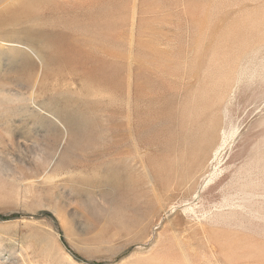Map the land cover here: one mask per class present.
Here are the masks:
<instances>
[{"label": "rangeland", "instance_id": "rangeland-1", "mask_svg": "<svg viewBox=\"0 0 264 264\" xmlns=\"http://www.w3.org/2000/svg\"><path fill=\"white\" fill-rule=\"evenodd\" d=\"M0 264H264V0H0Z\"/></svg>", "mask_w": 264, "mask_h": 264}, {"label": "bare ground", "instance_id": "bare-ground-1", "mask_svg": "<svg viewBox=\"0 0 264 264\" xmlns=\"http://www.w3.org/2000/svg\"><path fill=\"white\" fill-rule=\"evenodd\" d=\"M38 3V2H37ZM16 46L18 47H25L21 44H16ZM176 84V83H175ZM179 102V101H178ZM130 103V102H129ZM179 114V113H178ZM181 114H184L183 117H181L180 115H177V121L175 123V132H176V137L175 138H178V140H182V142H184V144H190L191 142H195L196 141V137L198 136H193L192 134L189 135V133L191 132V129H189L195 122H199L198 120L201 119V116H203V118L201 119L202 120V132H201V137H199V139H201V143L202 144H205L206 145V152L205 154L200 158V159H196L195 163H197V166L193 169V172H192V175H194V177L196 175H199V176H206L207 177V182H211V181H214V179H216L222 172H223V169H219L217 167H215L217 164H219V157L220 155L222 154L223 150H224V146L225 144L227 145V139L224 138L222 139L221 141L218 140L216 138V133L215 131H217L216 129V123L214 121V118H208V116L204 113H201V115H196V116H193L192 113L190 111H188L187 109H182L181 111ZM166 117V116H165ZM159 118H162V117H159ZM186 118V119H185ZM197 120V121H196ZM144 122V121H143ZM123 125V124H122ZM152 127V126H151ZM198 129V128H197ZM172 130V129H171ZM110 131H111V134L113 136V138L115 136H120L118 139L119 140H114L113 138V141L114 143H111L109 144V147L106 148V149H109V153L112 154V153H116L118 151L121 152V150L123 151L125 146H126V140H128V135L126 133V130L125 129H118V126H117V121L115 119H112L111 120V123H110ZM196 131V130H195ZM141 132V131H140ZM236 131H234V134H235ZM131 133V132H130ZM110 134V135H111ZM138 134V133H137ZM143 134V133H142ZM145 134V133H144ZM175 134V133H174ZM199 134V132H198ZM133 135V134H132ZM173 135V134H172ZM137 136H141V135H136ZM143 137V135L141 136ZM163 137V136H162ZM161 137V138H162ZM174 137V136H173ZM132 138V137H131ZM145 138V137H144ZM133 139V138H132ZM140 139H143V138H140ZM146 139V138H145ZM165 139V138H164ZM168 139V138H167ZM137 140V139H136ZM160 140V139H159ZM170 140V139H169ZM139 140H137L138 142ZM166 141V139H165ZM164 141V142H165ZM130 142V141H129ZM143 142V141H142ZM146 142V140H145ZM168 142V141H167ZM174 142V141H173ZM178 142V141H177ZM135 143V141H134ZM148 143V142H147ZM160 143V142H159ZM166 144V143H165ZM163 144V145H165ZM170 144V143H169ZM173 144V143H172ZM160 145V144H159ZM177 145V144H176ZM136 146V145H135ZM168 146V144H167ZM171 146V145H170ZM183 146V145H182ZM203 146V145H202ZM166 148V146H164ZM178 147V146H177ZM163 148V147H162ZM169 148V147H168ZM197 148V147H196ZM127 150V149H126ZM186 150V149H185ZM125 151V150H124ZM199 151V150H198ZM187 152V151H186ZM123 154V153H120V155ZM197 154V153H196ZM115 155V154H114ZM116 156V155H115ZM217 163V164H216ZM213 165V170L210 169V167ZM219 167V166H218ZM199 173V174H198ZM235 173V172H234ZM250 173V172H249ZM241 174V173H240ZM237 175V174H236ZM235 176V175H233ZM244 176V175H243ZM193 178V177H192ZM196 178V177H195ZM235 178V177H234ZM233 178V179H234ZM232 179V178H230ZM235 180V179H234ZM230 181V180H229ZM233 181V180H232ZM231 181V182H232ZM238 181H240V177L238 178ZM206 182V183H207ZM192 183V182H191ZM227 184V183H226ZM225 185V184H224ZM223 185V186H224ZM238 185V184H237ZM228 186V185H227ZM237 187V186H236ZM190 189V188H189ZM224 189V188H223ZM239 189V190H238ZM234 190L235 192H238V191H242L241 188H235V189H229V192ZM190 191V190H189ZM223 191V190H222ZM228 192V193H229ZM199 194V193H198ZM197 194V195H198ZM246 194V193H245ZM249 195H252L250 193H248ZM196 195V196H197ZM254 195V193H253ZM256 195V194H255ZM236 196V195H235ZM239 196V195H237ZM228 198V197H226ZM243 198V196L241 197ZM244 198H246L244 196ZM243 198V199H244ZM248 198V197H247ZM252 198V197H251ZM250 199V197H249ZM229 200V198H228ZM252 200V199H250ZM250 200H247V201H250ZM254 200V199H253ZM252 200V201H253ZM251 202V201H250ZM248 202L249 204H252ZM232 203H235V202H232ZM245 203V202H244ZM246 204V203H245ZM238 205V204H236ZM240 206V205H239ZM238 206V207H239ZM249 206V205H248ZM236 208V206H235ZM249 208V207H248ZM242 209H244L242 207ZM252 212V210H251Z\"/></svg>", "mask_w": 264, "mask_h": 264}]
</instances>
